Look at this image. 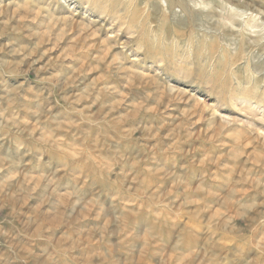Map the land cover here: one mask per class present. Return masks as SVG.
Returning <instances> with one entry per match:
<instances>
[{
  "label": "rangeland",
  "instance_id": "obj_1",
  "mask_svg": "<svg viewBox=\"0 0 264 264\" xmlns=\"http://www.w3.org/2000/svg\"><path fill=\"white\" fill-rule=\"evenodd\" d=\"M230 4L264 20L0 0V264H264V31Z\"/></svg>",
  "mask_w": 264,
  "mask_h": 264
},
{
  "label": "bare ground",
  "instance_id": "obj_2",
  "mask_svg": "<svg viewBox=\"0 0 264 264\" xmlns=\"http://www.w3.org/2000/svg\"><path fill=\"white\" fill-rule=\"evenodd\" d=\"M160 1V0H159ZM163 2V1H162ZM165 3H166V5L169 3H167L166 1H164ZM196 3V2H195ZM169 5V4H168ZM197 5V4H196ZM227 5H228V3H227ZM231 5V4H230ZM248 6V5H247ZM231 7V9H230V11L231 10H233L234 11V13L233 14H235V15H230L229 17L228 16H223L224 18H226V17H228V18H230L231 19V16H232V18H233V16H234V19H235V17H244V16H247V18H250V20L252 19V20H254V22H256L255 23V25H253V26H260V27H262V32L264 31V20H263V17H261V16H258V14L256 13V12H254V10L253 11H251L248 7L247 8H243V7H239V6H237V5H231L230 6ZM169 8V7H168ZM228 8V7H227ZM224 11V10H223ZM229 11V10H228ZM250 11V13L248 14V12ZM221 12V11H220ZM232 12V11H231ZM260 13V12H259ZM213 14V13H212ZM230 14V13H229ZM264 15V14H263ZM262 15V16H263ZM257 16H258V18H257ZM227 18V19H228ZM247 18H245L244 20L246 21V19ZM257 18V19H256ZM242 19V18H241ZM236 20V19H235ZM233 20V22H232V20H231V22H232V25L234 26V27H236L235 25H238V24H236L237 22L236 21H238V20ZM243 20V19H242ZM244 20H243V22H244ZM253 22V21H252ZM247 23H249V22H247ZM223 25V24H222ZM241 25V24H240ZM246 25V24H245ZM242 26H244V25H242ZM253 26H251V27H253ZM224 27H225V25H224ZM238 27V26H237ZM236 27V28H237ZM231 28V27H230ZM235 28V29H236ZM239 28H240V26H239ZM242 28H244V27H242ZM248 29V28H247ZM254 29V28H253ZM239 30V29H238ZM241 30V29H240ZM241 31H243V30H241ZM246 31V30H245ZM248 31V30H247ZM252 31V34L254 33V34H259L260 32H258V31H254V30H251ZM249 32H250V29H249ZM239 33H241L242 34V32H239ZM251 33V32H250ZM235 34V33H234ZM251 34V35H252ZM263 34H264V32H263ZM250 35V36H251ZM243 36H244V34H243ZM252 36H254V35H252ZM258 37H259V35H258ZM249 39H251V38H249ZM253 39V38H252ZM251 39V40H252ZM257 40V39H256ZM264 40V39H263ZM253 41V40H252ZM255 42V41H254ZM259 42V41H258ZM229 44V43H228ZM231 45V44H230ZM249 45V44H248ZM252 45H254V44H252ZM257 47V46H256ZM264 47V46H263ZM242 51H243V49H242ZM243 53V52H242ZM248 54V53H247ZM246 53H245V55H247ZM251 54V53H250ZM251 56V55H250ZM252 59V58H251ZM262 78V77H261ZM255 81V80H254ZM257 82H258V80H257ZM259 83V82H258ZM257 83V84H258ZM248 123L249 124H252L253 122H251V121H248Z\"/></svg>",
  "mask_w": 264,
  "mask_h": 264
}]
</instances>
